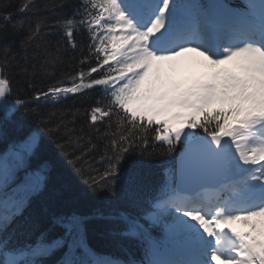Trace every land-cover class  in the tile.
Instances as JSON below:
<instances>
[{"label": "snow or ice", "instance_id": "1", "mask_svg": "<svg viewBox=\"0 0 264 264\" xmlns=\"http://www.w3.org/2000/svg\"><path fill=\"white\" fill-rule=\"evenodd\" d=\"M84 2L100 10H86L81 21L92 41L89 52L94 48L103 54L99 68L115 63L101 78L84 82L98 71L91 67L71 77L70 86L61 82L42 94L59 100L104 86L108 106L92 107L91 122L100 113L110 118V128L115 117L118 139L111 141V154L102 157L108 167L100 178L88 175L84 183L94 194L106 186L113 191L125 155L143 151L141 145L147 147L152 133L168 153L183 143L180 182L166 186L149 218L158 222L163 214L170 216L169 235L180 241L186 258L149 264H264V0H246V11L181 0ZM41 23L21 48L39 33ZM62 23L75 46L74 21ZM13 26L22 28L23 22ZM9 94L10 81L0 78V100ZM198 128L204 136L193 131ZM13 167L0 161V188ZM76 170L84 172L83 167ZM43 179L37 175L28 191H38ZM22 203L23 197L0 198V247L11 243L3 235L5 225ZM56 222L65 237L46 243L41 235L34 245L17 246L15 253L0 251V264H43L66 238L68 250L60 264H121L97 257L84 245L81 217L61 216ZM139 227L133 223L126 234L136 235ZM77 246L83 248L80 256L75 255Z\"/></svg>", "mask_w": 264, "mask_h": 264}, {"label": "trees", "instance_id": "2", "mask_svg": "<svg viewBox=\"0 0 264 264\" xmlns=\"http://www.w3.org/2000/svg\"><path fill=\"white\" fill-rule=\"evenodd\" d=\"M71 3V0H0V65L9 75L19 107L11 127L7 124L0 136V149L3 136L9 138L8 130L13 133L18 127L31 128L42 136L38 159L49 169V180L40 206L32 215L34 221L25 224L27 230L23 234L28 230L38 234L39 225L46 226L51 220L48 211L56 217L76 213L86 221L93 248L102 256L111 257L112 252L130 248L120 218L133 204L116 190L109 191L107 186L94 194L84 179L88 175L99 179L108 167V161L102 157L105 152L111 154V141L118 139L116 122L111 121L110 128L109 120L91 125L89 111L96 102L91 95H76L65 101L63 96L55 100L42 95L61 82L63 86H70L72 75L86 67L84 40H78V49H72L63 38L62 22L72 16ZM21 21L22 28L13 26ZM38 22H42L39 33L26 48H21V42L35 30ZM141 148L143 151L134 149L133 153L157 152L150 137L147 147L141 145ZM82 154V159H77ZM81 167L84 172H77ZM157 172V167L139 168L138 189L148 186L152 189L151 182L155 181Z\"/></svg>", "mask_w": 264, "mask_h": 264}, {"label": "rangeland", "instance_id": "3", "mask_svg": "<svg viewBox=\"0 0 264 264\" xmlns=\"http://www.w3.org/2000/svg\"><path fill=\"white\" fill-rule=\"evenodd\" d=\"M0 78H2V77H0ZM14 92V91H13ZM15 93V92H14ZM4 104H6L5 102H4V100H0V107H4ZM5 112H7V111H5ZM101 114L100 113H97V118L100 116ZM1 118H3V117H1ZM31 129V128H30ZM30 136H27L25 139H22V140H20V141H16V142H14L12 145H10V146H12V147H14V150H15V153H14V155L15 156H19L21 153H29V152H31L32 150H33V146L37 143V140L36 139H34V138H31V140L29 141V142H27V143H25V142H23L22 144H20V142L21 141H25L26 139H28ZM20 146L19 148H17V146ZM6 147H8V146H6ZM5 149V148H4ZM2 161H4V159L2 160ZM7 162H9V161H7Z\"/></svg>", "mask_w": 264, "mask_h": 264}]
</instances>
